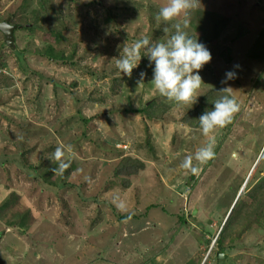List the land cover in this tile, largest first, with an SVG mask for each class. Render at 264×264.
<instances>
[{
    "label": "rangeland",
    "instance_id": "1",
    "mask_svg": "<svg viewBox=\"0 0 264 264\" xmlns=\"http://www.w3.org/2000/svg\"><path fill=\"white\" fill-rule=\"evenodd\" d=\"M165 3L0 0V22L19 26L11 46L0 32V264H217L229 217L224 264H264V0H200L167 22L186 19L211 53L193 104L161 97L146 57L130 76L115 67L125 44L162 38ZM228 70L239 110L210 133L214 156L181 168ZM126 157L134 174L117 170Z\"/></svg>",
    "mask_w": 264,
    "mask_h": 264
},
{
    "label": "clouds",
    "instance_id": "2",
    "mask_svg": "<svg viewBox=\"0 0 264 264\" xmlns=\"http://www.w3.org/2000/svg\"><path fill=\"white\" fill-rule=\"evenodd\" d=\"M199 5L200 0H166V3L159 8L154 16L157 23L165 22V26L162 28L164 34L162 38L152 40L148 36H144L136 39L130 45L125 44L120 50L119 58H115L116 69L123 75L130 76L133 69L139 65L141 58L146 57L149 64L152 65L150 83L159 95L177 104H193L198 97L193 99L194 94L203 83L199 72L211 61V53L203 43L198 42L197 37L193 38L188 34L186 19L184 23H172L170 26L167 22L174 21L182 14L187 17L189 10ZM0 32L3 34L2 31ZM234 67L238 68L239 66L234 65ZM236 76L235 71L225 72L220 81V84L225 86L216 91L220 95L213 101L212 107L206 109L198 117L200 132L208 137V140L192 155L184 157L179 165L181 168L195 172L196 168L191 166L193 159L205 162L214 156V139L210 133L229 123L239 110L233 89L227 86V82L235 79ZM138 77L136 84H143L145 73L139 72ZM72 152L73 147L70 144L54 149L52 159L58 163L50 169L53 175H62L64 170L69 167L62 157L65 153ZM117 206L119 207V205Z\"/></svg>",
    "mask_w": 264,
    "mask_h": 264
},
{
    "label": "trees",
    "instance_id": "3",
    "mask_svg": "<svg viewBox=\"0 0 264 264\" xmlns=\"http://www.w3.org/2000/svg\"><path fill=\"white\" fill-rule=\"evenodd\" d=\"M47 48H50V45L47 46ZM35 53L40 54V55H46L48 57H51L53 59H55V57L52 56L51 53H47V52H42L40 50H34ZM61 59H63L61 57ZM221 88V87H219ZM200 104V103H199ZM199 110H205V106L203 107V105H201V107L199 108ZM199 127V126H198ZM135 160L131 159L130 157H126L122 160L121 164L119 165V167L117 168L118 172L120 173H126V174H134L135 172H137L140 168L139 163L135 164ZM70 175L69 171L66 172L65 178H67V176ZM258 191L261 192L260 195L262 197V199H264V179L261 180V185H259L258 187ZM256 198V197H254ZM264 201V200H263ZM262 202V201H261ZM260 206H262V204L259 202L258 205H254V208L256 210H258L260 208ZM246 210L245 205L242 203L239 205H234V207L232 208L230 215L232 214L234 215L235 219L238 218L239 216H243L244 212ZM28 214V213H27ZM19 216L21 218H23V214H19ZM233 217V218H234ZM236 221V220H235ZM237 230L236 226L233 224V222L231 223L230 221V217L228 219V221L226 222L225 226L221 229V232L218 234L216 240H215V245H218L217 249L220 250V252H225V248L221 246V243L223 241V239L225 237H227L228 235H231V233L233 232V230ZM220 245V246H219Z\"/></svg>",
    "mask_w": 264,
    "mask_h": 264
},
{
    "label": "water",
    "instance_id": "4",
    "mask_svg": "<svg viewBox=\"0 0 264 264\" xmlns=\"http://www.w3.org/2000/svg\"><path fill=\"white\" fill-rule=\"evenodd\" d=\"M0 31H2L5 35L6 43L8 45H12L14 41V28L11 27L7 23H0ZM215 243H213L212 247L214 246ZM227 258V254L224 252H219L218 256V264H224L225 259Z\"/></svg>",
    "mask_w": 264,
    "mask_h": 264
},
{
    "label": "flooded vegetation",
    "instance_id": "5",
    "mask_svg": "<svg viewBox=\"0 0 264 264\" xmlns=\"http://www.w3.org/2000/svg\"><path fill=\"white\" fill-rule=\"evenodd\" d=\"M3 22H7L8 24H10V26L11 27H13L14 28V34H15V32H16V30H18V25H16V24H13V23H11V21H10V19H5ZM3 35V37H4V41L6 42V39H5V35H4V33L2 34ZM219 252H220V250L219 249H217V253H216V261H217V264H218V256H219ZM225 253V252H224Z\"/></svg>",
    "mask_w": 264,
    "mask_h": 264
}]
</instances>
